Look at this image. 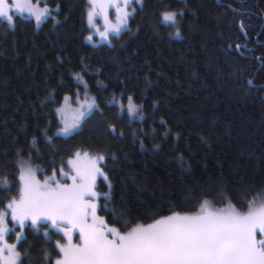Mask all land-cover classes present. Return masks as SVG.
I'll list each match as a JSON object with an SVG mask.
<instances>
[{
	"label": "trees",
	"instance_id": "trees-1",
	"mask_svg": "<svg viewBox=\"0 0 264 264\" xmlns=\"http://www.w3.org/2000/svg\"><path fill=\"white\" fill-rule=\"evenodd\" d=\"M46 4L54 10L39 25L25 16L15 26L0 19V209L18 195L19 160L50 174L75 150L105 155L113 189L101 203L132 221L195 213L204 199L245 211L246 200L264 198V0H134L128 29L110 44L84 39L87 0ZM164 11L183 15L165 24ZM75 73L102 111L63 136L55 109L84 91ZM121 91L142 112L129 116L108 103ZM107 183L98 180L97 191L109 192ZM23 232V264H49L55 241L64 240L30 222Z\"/></svg>",
	"mask_w": 264,
	"mask_h": 264
},
{
	"label": "snow or ice",
	"instance_id": "snow-or-ice-1",
	"mask_svg": "<svg viewBox=\"0 0 264 264\" xmlns=\"http://www.w3.org/2000/svg\"><path fill=\"white\" fill-rule=\"evenodd\" d=\"M40 3L41 0H0V18L12 24L14 12L26 13L39 25L54 10L40 7ZM133 3L134 0H87L86 21L91 32L84 39L98 44L100 41H93V34H97L101 41L110 44L113 35L119 36L128 29L129 19L135 15L134 8L129 11ZM59 8L57 5L55 10ZM110 10L114 11V19ZM161 15L163 23L176 25L177 16L183 13L164 11ZM74 75L84 91L65 95L55 109L62 123L58 131L64 136L77 132L94 111H102L97 97L89 94L83 75ZM125 99L126 105L122 102ZM108 103L129 116L142 112V106L126 91H121L120 100L113 95ZM108 131L116 134V126L110 125ZM47 139L51 141V137ZM107 155L115 158L112 153ZM105 159L104 154L75 150L71 158L43 180L37 177L40 169L32 167L30 160H19L18 195L10 197L0 209V264H23L27 254L18 251V245L26 239V222L33 226L48 224L62 233L65 242L55 241L56 257L49 259L51 253H44L49 264H264V198L253 196L246 200L245 211L231 200L225 207H216L212 200L204 199L195 213L172 211L169 215L154 214L149 223L132 221L123 210L101 203V199H112L113 189L101 167ZM65 165L68 171L64 170ZM100 179L108 182L109 192L97 191ZM100 211L108 212L123 228L109 225L98 214ZM9 220L21 229L14 244L6 239L14 230L9 227ZM44 235L51 239L49 233ZM74 235L78 236L77 242Z\"/></svg>",
	"mask_w": 264,
	"mask_h": 264
},
{
	"label": "rangeland",
	"instance_id": "rangeland-1",
	"mask_svg": "<svg viewBox=\"0 0 264 264\" xmlns=\"http://www.w3.org/2000/svg\"><path fill=\"white\" fill-rule=\"evenodd\" d=\"M9 2L11 3L12 2V0H9ZM32 2L33 3H36V1L35 0H32ZM45 6H47V7H49L47 4H42V3H40V7H45ZM134 7V4L132 5V7L129 9V11H131L132 10V8ZM136 7V6H135ZM50 8V7H49ZM110 14H111V16H112V18L114 19V11H111L110 10ZM17 16H25V17H28V18H33V17H29V16H27V14L25 13V14H23V15H21V14H19V13H13V23L12 24H10L11 26H15V23H16V17ZM0 19H3V18H0ZM34 19V18H33ZM3 20H6V19H3ZM35 20V19H34ZM7 21V20H6ZM97 23L98 24H101V27H102V21L101 20H97ZM91 32V31H90ZM116 37V35H113L112 37H111V43L112 42H114V38ZM93 41H100V42H107V41H101L100 40V37L97 35V34H93ZM81 98H83V97H81ZM126 100V99H125ZM124 100V101H125ZM58 107H60V105L58 106ZM62 127V126H61ZM60 127V128H61ZM59 128V129H60ZM58 129V130H59ZM58 133H59V131H58ZM61 135V134H60ZM64 136V135H63ZM32 167H34L33 165H32ZM35 168V167H34ZM38 169V168H37ZM66 171V170H65ZM48 175H51V173L50 174H44V173H40L39 172V170L37 171V177L40 179V180H43L46 176H48ZM98 183V182H97ZM43 224V226H39V225H36L35 227L37 228V229H42V230H44V232H49L50 230H53L54 232H57L54 228H52V227H50L48 224H44V223H42ZM9 227L10 228H13L14 230L12 231V232H10L9 234H8V236L6 237V239H7V241H8V243L9 244H14V243H17V241L16 240H12L11 238H10V235L13 233V232H17V233H20L21 231L20 230H18V229H16L15 228V225L11 222V220H9ZM57 233H59V232H57ZM23 234H24V232H23ZM61 235H62V233H60ZM73 240H74V242H77L78 241V236L77 235H74V237H73ZM62 243L63 242H65V240H63V241H61Z\"/></svg>",
	"mask_w": 264,
	"mask_h": 264
}]
</instances>
